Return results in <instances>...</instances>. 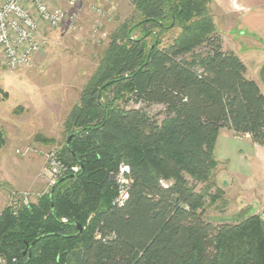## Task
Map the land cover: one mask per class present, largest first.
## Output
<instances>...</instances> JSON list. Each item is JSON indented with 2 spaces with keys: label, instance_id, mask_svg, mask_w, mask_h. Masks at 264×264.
<instances>
[{
  "label": "trees",
  "instance_id": "obj_1",
  "mask_svg": "<svg viewBox=\"0 0 264 264\" xmlns=\"http://www.w3.org/2000/svg\"><path fill=\"white\" fill-rule=\"evenodd\" d=\"M128 2L138 22L116 29L62 125L59 157L79 171L29 209L1 212L0 258L7 264H264L258 216L222 224L205 218L206 202L223 196L214 184L221 130L264 141L259 86L223 47L210 0ZM174 29L176 37L163 45V34ZM152 106L162 107V120L148 111ZM4 145L0 129V151ZM121 164L130 167L129 197L115 208L113 175ZM203 183L211 191H196Z\"/></svg>",
  "mask_w": 264,
  "mask_h": 264
},
{
  "label": "rangeland",
  "instance_id": "obj_2",
  "mask_svg": "<svg viewBox=\"0 0 264 264\" xmlns=\"http://www.w3.org/2000/svg\"><path fill=\"white\" fill-rule=\"evenodd\" d=\"M47 1L52 7L62 9L66 18L58 28L50 30L43 27L42 34L47 38L46 48L33 57L28 67L0 69V117L8 120L7 123L12 126L16 135L10 139L9 149L12 148L13 156L21 162L29 164L35 159L43 160L42 173L48 175V188L41 192L43 195L52 188L49 184L46 156L53 149L60 151L63 147L65 135L62 125L69 110L79 100L84 85L98 66L116 29L125 21L132 20L136 23L139 20L127 0H80L74 8L68 6V0ZM210 12L217 28L225 32L221 19L214 16L213 5H210ZM234 27L235 34L225 32L224 45L229 46L232 41L237 46L235 54L246 66L248 74L257 76L258 65L264 60V56L253 49L264 51V42L253 37L248 30L245 31L239 23ZM241 32L246 33L241 35ZM177 34V29L166 32L161 38L162 44L170 43ZM139 35L140 33L135 32L133 36ZM146 41L151 43V39ZM200 52L202 50H197L196 53ZM63 97L67 99L65 103ZM148 111L159 121L163 119L161 106H152ZM57 119L61 122L60 132ZM46 131L55 138L51 145L42 141L40 133ZM21 133L27 135H24L26 142L22 145L18 144ZM218 168L219 164L217 170ZM3 188L7 190L5 185ZM210 188L209 184H196V191L208 192L211 191ZM12 191L20 193L9 189L7 196ZM21 193H26L31 204L34 203V194L27 191ZM238 201H241L240 196L231 191L225 199L218 200L215 204L206 202L205 218L213 223H238L245 218L238 210ZM263 211L264 205L256 215L262 221Z\"/></svg>",
  "mask_w": 264,
  "mask_h": 264
},
{
  "label": "crops",
  "instance_id": "obj_3",
  "mask_svg": "<svg viewBox=\"0 0 264 264\" xmlns=\"http://www.w3.org/2000/svg\"><path fill=\"white\" fill-rule=\"evenodd\" d=\"M210 1V5H213L214 16L221 19L226 33L235 34L234 26L239 23L245 31L248 30L253 37H257L261 42H264V0ZM214 25L224 45L225 32L217 28L215 22ZM245 33L241 32V35ZM230 43L231 45H224L223 47L235 54L237 46L232 41ZM253 51H258L259 54L264 56V51L262 50L253 49ZM258 70L257 76H250L246 68V76L257 83L264 96V60L259 63ZM62 100L64 103L67 101L64 97ZM49 120L50 118L47 119V121ZM57 120L59 121L60 132L61 122L59 119ZM7 122V119L0 117V129L5 134V145L0 151V212L8 206L7 191L9 189L32 193L35 195L33 198L35 202L43 195L41 192L48 188V175L47 173H42L44 165L42 159H35L28 164L24 161H18L13 156L12 148L9 149L11 147L10 139L12 140V136L16 135L12 126ZM47 131L39 133L42 136V141H47L46 143L51 145L50 143L55 138ZM24 135L26 133H21L18 144L22 145L26 142ZM215 158L219 163V168L215 173L214 184L223 192L220 200L225 199L232 191L240 196L241 201H238L240 205L238 210L241 212V216L245 217L243 219L257 215L259 209L264 205V141L261 144H255L249 136H235L229 130H221L216 143ZM3 185L7 187V190H3ZM222 223L233 222H215V224Z\"/></svg>",
  "mask_w": 264,
  "mask_h": 264
},
{
  "label": "built area",
  "instance_id": "obj_4",
  "mask_svg": "<svg viewBox=\"0 0 264 264\" xmlns=\"http://www.w3.org/2000/svg\"><path fill=\"white\" fill-rule=\"evenodd\" d=\"M79 1L68 0L67 4L74 8ZM65 18L66 13L58 7L49 5L47 0H0V69L15 70L28 67L33 57L47 46V38L42 34L43 27L50 30L58 28ZM46 162L51 187L59 179L75 175L79 171L78 166L65 165L57 149L47 154ZM129 175L130 167L126 164H121L113 175L116 196L111 204L115 208L123 207L128 200ZM29 199L26 193L12 191L8 196V207L15 212L21 207L29 209L31 206ZM261 218L264 220V211ZM12 263H16L15 259ZM0 264L7 262L0 258Z\"/></svg>",
  "mask_w": 264,
  "mask_h": 264
},
{
  "label": "water",
  "instance_id": "obj_5",
  "mask_svg": "<svg viewBox=\"0 0 264 264\" xmlns=\"http://www.w3.org/2000/svg\"><path fill=\"white\" fill-rule=\"evenodd\" d=\"M70 140H71V137H69L68 139H67V145L69 144V142H70ZM52 192V191H51ZM76 228H77V230H78V233H80L81 232V227H80V225H76ZM25 254V253H24ZM25 264H27V263H25Z\"/></svg>",
  "mask_w": 264,
  "mask_h": 264
}]
</instances>
